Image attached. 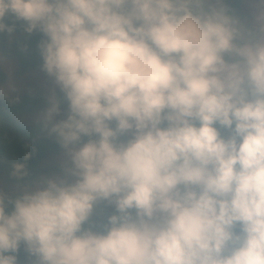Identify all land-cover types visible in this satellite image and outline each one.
Instances as JSON below:
<instances>
[{
	"label": "clouds",
	"instance_id": "9594fccd",
	"mask_svg": "<svg viewBox=\"0 0 264 264\" xmlns=\"http://www.w3.org/2000/svg\"><path fill=\"white\" fill-rule=\"evenodd\" d=\"M25 95L0 264H264V0H0Z\"/></svg>",
	"mask_w": 264,
	"mask_h": 264
},
{
	"label": "trees",
	"instance_id": "16d2710c",
	"mask_svg": "<svg viewBox=\"0 0 264 264\" xmlns=\"http://www.w3.org/2000/svg\"><path fill=\"white\" fill-rule=\"evenodd\" d=\"M23 42V39L21 36L17 35L16 38H14L11 42L8 40L7 37L3 38V43L6 48H9L14 57L19 60L21 63H27V61L24 59V57L19 53L18 48L19 45ZM37 89H41L39 86ZM26 96V95H25ZM39 104V101L36 99L29 98L26 96L21 100L20 103L13 106L12 109H9L7 105L0 106V120L4 121V127L0 129V135H3L4 133H7V136L13 140L15 143L9 144L6 142L5 148L7 151V155L9 158H19L22 153L19 151V140L21 137H24L27 133L32 131L31 126L29 127H22L21 125L13 123V120L11 119V116H9L10 113L15 114H25L29 113L30 110L37 107ZM17 109L19 111H17ZM44 157L42 156L38 160H33L30 162V165L34 166L36 164H39L43 161Z\"/></svg>",
	"mask_w": 264,
	"mask_h": 264
},
{
	"label": "rangeland",
	"instance_id": "374dc122",
	"mask_svg": "<svg viewBox=\"0 0 264 264\" xmlns=\"http://www.w3.org/2000/svg\"><path fill=\"white\" fill-rule=\"evenodd\" d=\"M17 64H18V67L21 70V73H23L26 70L27 63L17 62ZM35 86H36V88L38 86L41 88L42 84H41V82L39 80H37ZM28 114L13 115L11 119L13 120V123H15V124H18V125H21V126H26V124L24 122H28Z\"/></svg>",
	"mask_w": 264,
	"mask_h": 264
}]
</instances>
